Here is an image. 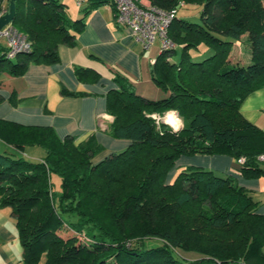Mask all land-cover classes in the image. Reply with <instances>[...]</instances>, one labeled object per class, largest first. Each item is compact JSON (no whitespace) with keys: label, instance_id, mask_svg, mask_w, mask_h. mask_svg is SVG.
I'll list each match as a JSON object with an SVG mask.
<instances>
[{"label":"trees","instance_id":"trees-1","mask_svg":"<svg viewBox=\"0 0 264 264\" xmlns=\"http://www.w3.org/2000/svg\"><path fill=\"white\" fill-rule=\"evenodd\" d=\"M87 1L85 11L113 5ZM149 1L176 8L167 33L181 52L171 61L175 48L160 49L151 62L152 81L165 90L159 98L136 92L124 74H115L118 87L106 99L113 116L107 131L128 139L125 147L93 161L103 150L94 133L75 143L51 126L0 118V206L15 217L24 264L42 256L43 264H264L258 201L231 173L176 166L183 154L223 153L244 158L235 166L239 174H264L258 158L264 130L239 109L247 94L264 86V0ZM187 1L200 2L199 21L178 15ZM6 3L0 0V10ZM11 24L31 47L12 60L0 39V72L19 75L32 62L58 60V44H74L84 21L69 17L61 0H15ZM244 33L250 60L231 63V44ZM200 43L213 51L195 59L190 50ZM172 109L183 119L178 129L148 113ZM30 145L41 146L43 155L26 157ZM52 172L60 177L58 192ZM65 229L67 236L60 233ZM148 237L161 242L145 246ZM176 246L200 256L181 259Z\"/></svg>","mask_w":264,"mask_h":264},{"label":"crops","instance_id":"crops-1","mask_svg":"<svg viewBox=\"0 0 264 264\" xmlns=\"http://www.w3.org/2000/svg\"><path fill=\"white\" fill-rule=\"evenodd\" d=\"M87 4L85 0L76 17L68 15L73 19L83 17L84 25L76 32L74 44H58V60L32 62L19 75L7 70L0 72V118L24 125L51 126L59 137L73 136L75 143L94 133L103 145L100 159L129 143L128 139L113 137L107 131L113 116L106 111V99L108 91L118 87L115 74H124L137 92V81H148L151 58L146 60V47L132 37L129 28L116 22L113 5L101 3L85 11ZM149 79L153 85L147 86L150 95L138 93L150 98L163 96L165 92ZM63 88L79 94H65ZM239 109L264 130V86L247 94ZM237 161L223 153L183 154L176 166L194 164L231 173L258 201L257 211L264 213V174L241 175L235 169ZM18 243L15 217L10 207L2 206L0 264H16V259H21L22 246Z\"/></svg>","mask_w":264,"mask_h":264},{"label":"rangeland","instance_id":"rangeland-1","mask_svg":"<svg viewBox=\"0 0 264 264\" xmlns=\"http://www.w3.org/2000/svg\"><path fill=\"white\" fill-rule=\"evenodd\" d=\"M61 1H63L65 3V8H66L67 14L71 17H76V15H77L76 13H78V11H80V9L82 8V6L85 2V0H82L81 2H78V0H61ZM200 6L201 5H200L199 1H187L184 3V5H182L178 8V15L182 16V17H186L189 20L199 21L200 20V18H199ZM2 42L4 43L5 40L2 39ZM174 48H175L174 51L169 56L171 61H175V60L179 59V57H180L181 45L175 43ZM160 49H161L160 42L158 41V39H155V41H153L151 46L144 48V52H143L144 54L143 55L145 56L146 60L148 59L149 56L152 59L154 57V55L156 54V52H158ZM212 51H213V49L210 48L209 46L205 45L204 43H200L197 49H191L190 50L191 55L195 59L203 58L206 55H208L209 53H211ZM228 56L231 58V63H234L236 61L248 62L250 60V58H249V46H248V42H247V38H246V33H244L239 40H237V41L235 40L231 44ZM12 57H11V59L14 60L15 57L14 56H12ZM149 78H151V74H149ZM149 78H148V81L146 79H142L141 81L140 80L137 81L136 86H137L138 91H140L141 93H144V94H149V92L147 90V86L150 84H151V86H153L152 83L149 81L150 80ZM151 80H152V78H151ZM158 89L164 90L161 87H159ZM147 97H149V96H147ZM154 99H156V98H154ZM148 113H149V115L154 114V116L156 118L159 117L158 120L167 121V124H169L171 127L176 128L179 125L178 128H180L183 125V119L181 116H179L178 113H177V115L179 118L175 114L174 115L179 119V122L177 124L174 123V125L172 124V122H170L168 120L170 117L172 119V116H167L168 113H172L171 111L170 112L165 111L162 114H159L157 112H148ZM165 113H166V115L163 119V116ZM1 147L2 146L0 145V149H2ZM39 151L43 152L44 149L38 145H30V146L26 147L24 155L26 157H29V158H34L33 156H31L32 154L30 152H32L36 155V157L42 156L43 154L40 153ZM194 154H197V153H194ZM101 155H102V153H98L96 156L93 157V161H96L99 158V156H101ZM262 164H264V162H262ZM182 165L183 164H180L179 167H181ZM179 167L177 165V170L180 169ZM172 173H175V172L172 171ZM172 173L170 172L169 175L171 176ZM169 177H168V179H169ZM50 178H51L53 190L58 192L60 190V177H59V175L57 173L52 172L50 175ZM5 207L9 208V206H3V208H5ZM0 208H2V206H0ZM62 215H63V217H66L65 213H63ZM16 231H17V229H16ZM60 233L64 236H67L70 234V231H67L65 229V230H61ZM17 236H18V234H17ZM18 242H19L18 244L20 245L19 238H18ZM160 242H161V240L159 238H156V237L144 238V245L145 246L156 245ZM173 253L176 256L180 257L181 259H191V258H195V257L200 256V253H198L196 251L184 249V248L178 247V246L173 248ZM43 260H44V256H42L36 264H43ZM16 262L18 264H24L21 259L19 260V258L16 259Z\"/></svg>","mask_w":264,"mask_h":264},{"label":"built area","instance_id":"built-area-1","mask_svg":"<svg viewBox=\"0 0 264 264\" xmlns=\"http://www.w3.org/2000/svg\"><path fill=\"white\" fill-rule=\"evenodd\" d=\"M82 0H78L81 2ZM117 23L129 28L132 37L143 47H148L155 39L160 42L161 49L175 47V42L168 35L167 29L171 19L175 16L176 8H163L150 3L149 0H112ZM182 3V1H179ZM4 8L0 10V14ZM0 39H4L7 46V56L12 57L19 51H27L31 41L25 33L17 29L11 22L0 28ZM154 58L151 59L153 62ZM173 110V109H172ZM175 111V110H173ZM177 114V112L175 111ZM156 122L159 117L150 114ZM264 160V152L258 155ZM239 157V162L243 161Z\"/></svg>","mask_w":264,"mask_h":264},{"label":"water","instance_id":"water-1","mask_svg":"<svg viewBox=\"0 0 264 264\" xmlns=\"http://www.w3.org/2000/svg\"><path fill=\"white\" fill-rule=\"evenodd\" d=\"M14 13H15V0H7L5 8L3 12L0 14V28L6 23L11 22V20L13 19ZM161 121L167 123V121L165 120H161ZM174 129H178V127Z\"/></svg>","mask_w":264,"mask_h":264},{"label":"bare ground","instance_id":"bare-ground-1","mask_svg":"<svg viewBox=\"0 0 264 264\" xmlns=\"http://www.w3.org/2000/svg\"><path fill=\"white\" fill-rule=\"evenodd\" d=\"M170 111H171L172 113H168L167 116H172V119H171V117H170L168 120H169L170 122H172L173 125H174V123L177 124V123L179 122V119H178L179 117H178V115L175 113V111H173V110H170ZM170 111H169V112H170ZM174 114H175L178 118H177ZM165 115H166V113L164 114L163 119H164ZM178 126H179V125H178ZM178 126H177V127H178ZM174 128H175V127H174Z\"/></svg>","mask_w":264,"mask_h":264}]
</instances>
